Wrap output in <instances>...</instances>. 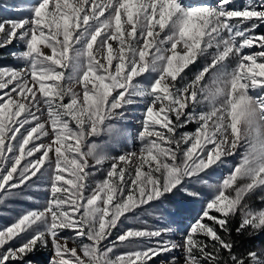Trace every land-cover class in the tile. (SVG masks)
<instances>
[{
	"label": "snow or ice",
	"instance_id": "6c2138e0",
	"mask_svg": "<svg viewBox=\"0 0 264 264\" xmlns=\"http://www.w3.org/2000/svg\"><path fill=\"white\" fill-rule=\"evenodd\" d=\"M30 11L0 21V48L24 45L20 67H0V206L33 200L27 190L48 199L0 228V264H32L41 248L49 264L168 253L177 264L178 250L184 264H264V249L238 255L232 238L237 217V235L264 233V208L249 203L264 202V0H37ZM205 190L182 242L172 227L136 226L142 206L167 212Z\"/></svg>",
	"mask_w": 264,
	"mask_h": 264
},
{
	"label": "rangeland",
	"instance_id": "374dc122",
	"mask_svg": "<svg viewBox=\"0 0 264 264\" xmlns=\"http://www.w3.org/2000/svg\"><path fill=\"white\" fill-rule=\"evenodd\" d=\"M37 0H0V21L4 20H18L24 17H30L31 7L35 5ZM186 4H210L215 6L218 0H184ZM256 0H234V5L236 8H242L249 3H254ZM257 33H264V25L259 27ZM24 50V45L22 43H16L8 45L6 47L0 48V67H20L21 61L17 57L13 56V53H19ZM247 51V50H246ZM199 63V61H198ZM191 76V73L189 74ZM254 94H260L257 90ZM137 116L139 113L136 114ZM128 131L133 136L139 129V120L129 118L128 120ZM195 125H188L185 131H194ZM139 142L133 140L129 144V149H138ZM122 151L120 147H116L112 150V154L116 155ZM238 159V158H237ZM237 159H232L231 163L235 164ZM228 172L227 168L221 170L220 175H226ZM102 174H97L95 179H102ZM35 179V178H34ZM219 179V176L214 178L213 182ZM43 185L42 187H46ZM33 196V200H27L23 197L19 200L9 202L4 206H0V228L10 224L16 218L17 214L21 211L34 208H42L46 200L48 199V193L46 191H35L27 190L25 196ZM208 199V191L205 190L203 197L200 201H190L186 198L178 197L175 202L168 205L167 212H161L155 203L151 205H144L140 209H137L139 213L137 227H172L174 232L171 238L177 242H182L184 235L191 223H194L198 214L200 213L204 200ZM250 205L254 208H264V202L259 199V194L253 195L250 200ZM175 221V222H173ZM133 223L132 221L128 222ZM263 234V233H262ZM65 235H70V233H65ZM258 249H264V241L258 246ZM119 251H126V249H119ZM172 253L163 254L159 257L154 258V264H168ZM176 257L177 264H184V255L182 250H178L174 253ZM52 252L50 249H38L32 253L28 259L31 260L32 264H49Z\"/></svg>",
	"mask_w": 264,
	"mask_h": 264
},
{
	"label": "trees",
	"instance_id": "16d2710c",
	"mask_svg": "<svg viewBox=\"0 0 264 264\" xmlns=\"http://www.w3.org/2000/svg\"><path fill=\"white\" fill-rule=\"evenodd\" d=\"M239 226V217H237L232 223V238L236 242L234 251L238 255H246L249 251L257 250L258 246L264 241V233L255 235H249L246 233L237 235L235 228Z\"/></svg>",
	"mask_w": 264,
	"mask_h": 264
}]
</instances>
